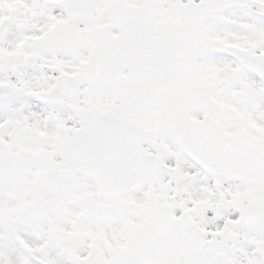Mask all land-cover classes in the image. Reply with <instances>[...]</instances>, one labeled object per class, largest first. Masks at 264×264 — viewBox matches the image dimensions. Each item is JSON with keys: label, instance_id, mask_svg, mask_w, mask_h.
<instances>
[{"label": "snow or ice", "instance_id": "snow-or-ice-1", "mask_svg": "<svg viewBox=\"0 0 264 264\" xmlns=\"http://www.w3.org/2000/svg\"><path fill=\"white\" fill-rule=\"evenodd\" d=\"M0 264H264V0H0Z\"/></svg>", "mask_w": 264, "mask_h": 264}]
</instances>
